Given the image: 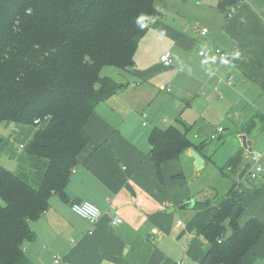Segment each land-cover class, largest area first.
I'll return each mask as SVG.
<instances>
[{
  "label": "crops",
  "instance_id": "1",
  "mask_svg": "<svg viewBox=\"0 0 264 264\" xmlns=\"http://www.w3.org/2000/svg\"><path fill=\"white\" fill-rule=\"evenodd\" d=\"M154 5L157 15L136 37L133 65L115 67L116 78L106 75L122 85L97 103L85 122L89 140L64 195L53 193L48 208L29 221L34 238L23 251L33 264H51L54 256L61 258L57 264H199L207 242L185 231L179 206L196 199L184 168L194 167L191 149L207 164L203 141L219 126L223 131L216 139L227 143L229 158L243 148L235 169L221 168L232 174L227 190L240 180L257 188L236 221L242 226L256 218L264 224V125L240 132L264 112V0H155ZM196 26L207 33L197 34ZM214 48L224 51L230 64L203 65ZM236 50L241 56L233 60ZM165 51L172 56L168 67L160 62ZM170 126L184 132L192 146L161 163L158 173L148 137L152 129ZM33 132L24 130L27 139ZM250 152L262 165L254 179L240 175ZM178 174L182 177L175 178ZM84 200L101 211L93 225L70 209ZM117 216L122 221L112 225ZM237 264H264V236Z\"/></svg>",
  "mask_w": 264,
  "mask_h": 264
},
{
  "label": "trees",
  "instance_id": "2",
  "mask_svg": "<svg viewBox=\"0 0 264 264\" xmlns=\"http://www.w3.org/2000/svg\"><path fill=\"white\" fill-rule=\"evenodd\" d=\"M154 2L0 0V122L34 128L21 149L8 153L17 169L0 163V264H33L23 251L34 238L29 221L48 208L53 193L64 195L89 140L85 122L96 104L122 85L101 70L133 65L136 37L158 13ZM257 122L264 125V112L254 114L240 132L248 134ZM148 139L158 173L161 163L192 146L174 126L154 128ZM6 143L0 137V152ZM242 154L243 148L225 167L235 169ZM248 167L243 165L241 176ZM256 189L240 180L216 200H195L185 231L207 242L199 264H237L264 236V224L256 218L242 226L236 221Z\"/></svg>",
  "mask_w": 264,
  "mask_h": 264
},
{
  "label": "rangeland",
  "instance_id": "3",
  "mask_svg": "<svg viewBox=\"0 0 264 264\" xmlns=\"http://www.w3.org/2000/svg\"><path fill=\"white\" fill-rule=\"evenodd\" d=\"M109 66H105L101 70V75H110L111 77L116 78L117 69ZM21 127L23 128L25 126L9 121L0 122V137L7 139L5 148L0 152V163L12 171L17 169V161L11 160L8 157L9 151L13 149L18 150L19 146L23 145L27 141V135L24 134V130L26 128H28L29 132L34 129L32 126L25 127L24 129H21ZM203 142H205V147L209 152V161L201 168H197L195 165L190 168L185 167V177L187 182L192 186L191 189H193V195L196 200H200L207 196L211 200L213 198L218 199L224 195L225 191L230 186L232 178V174L230 172H225V169H221L225 166L227 160L229 159L227 143L223 139L211 140L209 137ZM181 160L184 161L185 159L182 158L180 161ZM191 210L193 211V209L183 210L184 213L182 215V219L184 221H187L190 214L193 213ZM229 232L230 230L227 228L225 235L228 236Z\"/></svg>",
  "mask_w": 264,
  "mask_h": 264
},
{
  "label": "built area",
  "instance_id": "4",
  "mask_svg": "<svg viewBox=\"0 0 264 264\" xmlns=\"http://www.w3.org/2000/svg\"><path fill=\"white\" fill-rule=\"evenodd\" d=\"M231 14V13H229ZM197 34L199 35H205L208 31V29L204 26H196L195 27ZM199 54H204V50L199 51ZM210 56H215L216 60L215 62H220L221 61V57L226 58L227 54L222 51L219 48H214L212 49V51L210 52ZM160 62L163 66H170L172 64V56L171 53L169 51H165L160 55ZM35 123H37V120H34ZM223 131L222 127H217L216 129H214L210 134H209V138L211 140L216 139L217 134L221 133ZM23 147V145L19 146V149H21ZM258 154L255 152H250L249 155V160L248 163L250 165L251 169H248L247 171V176L250 179H254L256 178V176L258 175V173H260L262 171V166L261 164L258 162ZM70 209L77 214L78 216H80L81 218L85 219L89 224L93 225L96 223V221L99 219L100 215H101V211L100 209L94 205L93 203H91L90 201L84 200L81 202H74L70 205ZM121 218L120 217H114L112 218V225H117L121 222ZM179 224H181V222H178ZM61 261V258L58 256H54L51 264H57Z\"/></svg>",
  "mask_w": 264,
  "mask_h": 264
},
{
  "label": "water",
  "instance_id": "5",
  "mask_svg": "<svg viewBox=\"0 0 264 264\" xmlns=\"http://www.w3.org/2000/svg\"><path fill=\"white\" fill-rule=\"evenodd\" d=\"M241 139H242V144H243V147H246V136L245 135H241ZM189 154L190 156H192L194 158V165L197 167V168H201L203 166V158L202 156L196 152L195 150H189ZM194 203H195V200L193 199H189V200H186L184 202H182L179 206L180 209H190L194 206Z\"/></svg>",
  "mask_w": 264,
  "mask_h": 264
},
{
  "label": "clouds",
  "instance_id": "6",
  "mask_svg": "<svg viewBox=\"0 0 264 264\" xmlns=\"http://www.w3.org/2000/svg\"><path fill=\"white\" fill-rule=\"evenodd\" d=\"M138 23H139V20H138ZM140 26L143 27L144 25L141 24ZM240 56H241V53H240L239 50H236V51H234V52L232 53V59H233V60H238V59L240 58ZM215 60H216L215 56L205 57V59L202 61V64L207 66V65H209L210 63H214ZM221 62H222L223 64H225V65L230 64V61H229L228 59L224 58V57H221ZM207 70H208L209 72H211V68H208Z\"/></svg>",
  "mask_w": 264,
  "mask_h": 264
}]
</instances>
